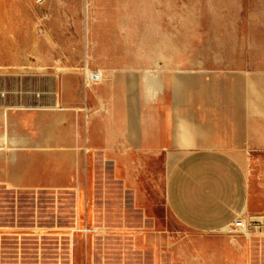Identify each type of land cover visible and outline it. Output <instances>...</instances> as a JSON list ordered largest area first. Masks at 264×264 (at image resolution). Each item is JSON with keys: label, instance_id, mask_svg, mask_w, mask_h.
Returning <instances> with one entry per match:
<instances>
[{"label": "crops", "instance_id": "crops-1", "mask_svg": "<svg viewBox=\"0 0 264 264\" xmlns=\"http://www.w3.org/2000/svg\"><path fill=\"white\" fill-rule=\"evenodd\" d=\"M78 17L82 34L0 67V195L73 198L71 231L81 232L91 196L144 205L164 163L166 208L194 239L172 246L158 235L156 264L163 250L177 264H264V58L184 60L161 42L136 55L120 47L113 20L92 33L90 11ZM88 70L101 82L88 85ZM238 219L247 232L230 233ZM20 231L0 219V235Z\"/></svg>", "mask_w": 264, "mask_h": 264}, {"label": "rangeland", "instance_id": "rangeland-1", "mask_svg": "<svg viewBox=\"0 0 264 264\" xmlns=\"http://www.w3.org/2000/svg\"><path fill=\"white\" fill-rule=\"evenodd\" d=\"M82 10L90 11L92 33L103 17L113 20L120 47L128 43L136 55L144 45L161 42L171 56L181 49L184 60L264 58V0H0V67L29 63L33 46L65 41L63 32L82 34ZM60 11L74 17H62L67 14ZM167 170L161 163L144 205L112 208L91 196L92 215L81 232L71 231L73 198L0 195V219L21 228V233L0 235V264H156L158 235L172 246L185 247L194 239L166 208ZM46 225L53 230L40 237L26 230ZM99 235L105 239L94 240ZM163 252L162 264H177Z\"/></svg>", "mask_w": 264, "mask_h": 264}, {"label": "built area", "instance_id": "built-area-1", "mask_svg": "<svg viewBox=\"0 0 264 264\" xmlns=\"http://www.w3.org/2000/svg\"><path fill=\"white\" fill-rule=\"evenodd\" d=\"M102 80V74L100 72H92L90 76H87L88 85H94L100 83ZM231 232L237 231H246L247 227L243 219H238L235 223L230 227Z\"/></svg>", "mask_w": 264, "mask_h": 264}, {"label": "bare ground", "instance_id": "bare-ground-1", "mask_svg": "<svg viewBox=\"0 0 264 264\" xmlns=\"http://www.w3.org/2000/svg\"><path fill=\"white\" fill-rule=\"evenodd\" d=\"M45 0H37V2L38 3H42V2H44ZM88 73H87V75H88V77L90 76V74L92 73L91 71H87ZM88 231V230H87Z\"/></svg>", "mask_w": 264, "mask_h": 264}]
</instances>
